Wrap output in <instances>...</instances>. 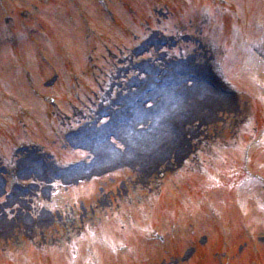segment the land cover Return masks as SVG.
<instances>
[{
    "label": "rangeland",
    "instance_id": "374dc122",
    "mask_svg": "<svg viewBox=\"0 0 264 264\" xmlns=\"http://www.w3.org/2000/svg\"><path fill=\"white\" fill-rule=\"evenodd\" d=\"M101 1L106 3V0H98V4H101ZM176 1L158 0L157 2V4L178 9L174 17L165 21L156 18V21H161L159 25L154 19V29L158 27L163 32V36L155 33L153 37H150L151 31L146 29V22L153 27L151 0H142V2L110 0L117 25L110 24L94 0H72V5L64 0H56L51 5L41 6L36 17L42 20L45 29L42 33L45 35L46 31L48 36L35 35L37 37L35 41L40 43L39 47L35 42H29L27 39L28 33L39 31L38 25L33 23L31 31L30 29L22 31L21 25L16 23L13 31L24 33V36L17 47H14L17 49L14 53L30 58V55L33 57L37 49L41 48L53 65L50 71L45 67L40 72L36 70L38 83L48 77L44 79L39 93H36V87L30 86L28 81L34 79L30 71H34L33 69L39 68L40 65H35V68L29 65L34 63V57L30 58L29 64L27 61L22 62L21 66L24 68V77H26L24 85L29 90L25 92L24 98L28 99L31 91L35 97H40L43 101L45 98H54L56 101L51 102V106L57 108L48 107L47 117L50 118V113L60 114L66 117L69 126H72L70 114L63 110H70L69 108L61 109V105L64 99L71 97L70 91L67 90L70 81L68 72L82 73L83 71V54L86 51L84 42H91V47L96 48L98 52H103V44L111 41L106 48L114 56L116 54L111 46L121 45L126 50L130 43L132 46V41L125 37H128V34L122 30L133 32L134 40L138 38L137 31H139L144 42L141 45L143 51L140 52L142 53L140 56H137L136 50L131 48L123 53V57L116 51L120 58L114 56L107 58L106 55H102L103 59L101 57L98 61L97 58L94 59L95 68L91 69L94 75L99 77L98 68L102 64L106 66L104 77L100 82L101 86L95 82V79L93 81L87 78L88 76L84 77L86 94H89V89L96 88L95 92L90 93V100H86L87 104L90 103L88 106L91 111L86 110V114L90 117L84 118L82 114L76 112L77 118L83 121L69 129L60 143L63 149L79 146L80 152L71 155V159H74L73 161L77 164L68 165L65 168L58 167L47 155L41 154L42 152L38 155L35 151H19V155H14L13 159L10 157V163L14 162V166L8 163L10 170L1 169L0 164V178L5 175L3 177L7 181L6 185L0 179V264L7 262L9 264H71L72 261L75 264H97L90 250L85 252V248H92L95 245L99 247L96 241L102 242L104 238L111 243V247L124 245L118 243V238L120 232L127 231L126 227L131 228V221L128 219L132 216L137 221L135 225L147 226V231L143 232L146 236L150 235L149 230H156L167 241L174 239L180 242L182 239H188L187 237L191 235L190 229H193L196 235L199 233L200 238L207 237L209 243L207 248L211 247L210 242L218 240L215 237L216 234L225 237L224 231L228 239L232 240L231 236L235 234V241H238L239 236L250 234L254 237L258 231L264 230L262 226L257 227L255 221L258 218L257 209H262L264 205L263 185H256L258 184L256 180L246 183L242 185L244 190L240 188L239 194L230 192L233 196L229 198V195H222V198L212 193L208 185L203 186L207 181L214 184L222 182V178L213 174H211L212 178L208 179L207 174L212 173V166L220 162L223 168L221 176L226 175L237 161V156L233 157L231 153L237 147L243 148L244 152L252 155L254 168L260 163L259 172L264 178V129L262 128L264 118L262 117L259 123L258 133L254 134V127L251 125L252 111L248 106L250 102L244 96L242 98L238 95V97L237 93H233L231 86H228V84L238 85L241 82L243 87H250L248 82L250 73H247L245 68L246 58L245 56L243 58L238 44L241 42V31L244 37L252 36L250 26L253 18L259 13L257 5L259 0H228L231 10L241 12V20L225 19L227 23L225 32L220 33L215 28L205 34L200 31L203 22L209 20L213 22V25L219 26L221 21L218 17L221 9L214 8L218 7L216 1ZM208 2L213 5L210 12L204 9ZM59 3L63 8L68 6L69 10L59 9ZM23 5L24 0H13V9L11 4L7 8L15 10L17 6ZM166 6H162L164 12ZM108 10L111 17V10ZM133 11L135 13L132 14ZM78 12L84 13L92 31L95 32L90 41H86V38L91 35L90 31H83L84 28L76 18ZM146 13H151V16L145 15ZM190 20L193 21L192 24L189 23ZM143 28L145 31L142 30ZM6 38H10L7 32H2L0 77L4 81L2 82L4 89L7 84L10 86L16 82L8 76L12 72V67L21 62L14 53H10L11 56L3 54L7 53L6 49L9 47L5 44ZM150 42L155 44L154 47H148V44L146 47V43ZM159 42L167 43L162 50L166 54L171 48L178 49L167 56L158 47ZM174 42L177 45L172 47ZM12 59L15 61L13 65ZM107 59V64H104ZM262 64L263 61L260 60L255 69L264 78ZM217 71L221 72V77ZM51 72L58 74V81L69 94H64L61 87L55 85L61 97L57 95L52 87L56 76L50 77L53 74ZM179 73L184 81L180 85H175L177 89H180V96L178 97L177 93L173 96L179 101L178 108L171 115L160 118L161 126L168 134L166 138L156 142L160 144L152 150L151 162L145 165L143 160L139 161V157L148 153L151 149L149 147H153L155 143L145 147L146 149L136 147L137 150H134L135 135L142 134L145 130L148 132L152 129V125L158 124L154 122V119L159 120V112L153 117L149 115L159 110L160 104L164 106L168 103L164 96L165 89L170 86H165L164 81L170 75ZM188 73L191 74L187 77ZM43 74L45 76L41 79L40 76ZM189 77L193 78V81L186 82ZM211 80L216 83L213 85L209 82ZM143 90L149 94L146 102L141 97ZM156 91L162 96L156 95ZM257 92L250 96L252 98L256 96V99L264 97V93ZM244 95L250 98L248 94ZM74 96L79 97V92H74ZM204 96H209L210 99ZM1 99L0 95V130L7 137L5 127H8V134L15 135L13 121L9 117L12 113H9L1 103ZM20 99L22 100L19 101L23 103L21 95ZM28 100L30 101V98ZM9 101L14 103L12 98ZM24 102L27 103L25 100ZM67 104L72 109L77 108L76 102L69 100ZM31 105L33 104L27 103L26 107L30 108ZM174 106L175 104L170 105L166 108V112L174 109ZM83 107L85 106H81L82 110ZM33 108L36 112L30 110L33 117L31 122L36 127L34 130L38 129L39 133L25 134L20 140L26 143V146L50 152L46 149V138L50 132L45 137L43 133L48 130L46 123L40 117V111L37 112L38 106L34 105ZM181 111L183 115H180ZM137 112V115L147 114V117L145 119L134 117ZM1 118L5 119L7 124ZM172 119L180 128L177 137L174 136L175 133H170L169 120ZM33 135L42 142L45 138L43 145L37 142ZM92 137H96L94 141L87 144L82 142V139L87 142ZM48 139L52 143L55 142L54 139L49 137ZM54 148L57 151L56 144ZM198 152L199 154L196 155ZM244 152H238V157L242 159ZM66 154L70 156L67 152ZM62 158L65 160V157ZM28 168L31 170L28 175L21 179L16 176L18 171L28 170ZM169 179H174L178 186L177 192L176 186L173 185L168 190L165 189L163 182ZM80 181L83 182V186L76 184ZM55 182H60L61 185L71 182L75 185L65 190V185L63 188L59 185L55 186L57 183L52 185ZM6 186L10 194L4 193ZM85 186H94V190L90 188V193L83 195ZM240 194H245V199H239ZM237 202L241 203L242 209ZM136 204H139L141 208L137 209ZM210 213L215 214L217 218L221 213L224 218H219L220 223L216 230L212 228L209 232L207 220ZM260 214L264 215L262 211ZM246 220L252 221L247 224ZM190 225L192 228L189 227ZM200 228H202L201 232ZM136 230L138 231V228ZM128 238L129 241L125 243L127 246H132V252L128 251V254L115 252L116 264H132L130 259L138 264L135 256H138L137 252L140 251L141 262L148 256H155V253L148 254L155 251V249H149V246H146L144 252L141 250L142 237L139 231H132ZM256 238L259 242L264 241V235H257ZM242 241L247 245L243 238ZM72 244L79 246L76 250L71 249ZM256 246L258 249L263 248L257 243ZM99 248L104 253L103 247ZM52 249L59 250L61 255L56 256L50 252ZM186 249L180 251L181 261L186 259L184 254ZM72 250L76 251V256L71 255ZM246 250L241 252L243 258L239 257L233 264L248 263V258L253 253ZM170 260L171 258L168 261ZM200 261L201 255L191 264H197Z\"/></svg>",
    "mask_w": 264,
    "mask_h": 264
},
{
    "label": "bare ground",
    "instance_id": "6f19581e",
    "mask_svg": "<svg viewBox=\"0 0 264 264\" xmlns=\"http://www.w3.org/2000/svg\"><path fill=\"white\" fill-rule=\"evenodd\" d=\"M165 97H166V101L174 102L175 104L174 109L169 111L170 113H173L174 110L178 108L179 101L171 97V90H165ZM204 97H209V96H204ZM162 114H164V111L161 112L160 116H162ZM167 134L168 132L164 130L161 126V123L158 122V124L154 125L149 132H143L142 134L140 133L138 136H136L135 138L137 141L133 144L134 148L136 147H140V148L146 147L147 148L155 143V145L151 147V149L149 150V153L144 154L143 156L139 157V160L141 161V160L147 159L148 161H150L153 158V153H151V151L154 148L158 147L160 144V142L159 143H156V142L161 138H166Z\"/></svg>",
    "mask_w": 264,
    "mask_h": 264
}]
</instances>
